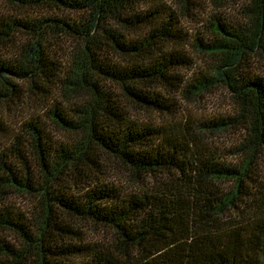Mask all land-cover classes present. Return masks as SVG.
Instances as JSON below:
<instances>
[{
	"label": "trees",
	"instance_id": "16d2710c",
	"mask_svg": "<svg viewBox=\"0 0 264 264\" xmlns=\"http://www.w3.org/2000/svg\"><path fill=\"white\" fill-rule=\"evenodd\" d=\"M2 2L0 52L13 53L0 59V264H264V0H216L236 12L209 16L194 42L181 26L195 0ZM47 33L75 40L63 64ZM187 47L207 62L194 78ZM215 86L230 116H179L177 96ZM28 94L67 139L37 116L7 130ZM225 130L226 149L203 138ZM81 223L111 237L89 243Z\"/></svg>",
	"mask_w": 264,
	"mask_h": 264
},
{
	"label": "rangeland",
	"instance_id": "374dc122",
	"mask_svg": "<svg viewBox=\"0 0 264 264\" xmlns=\"http://www.w3.org/2000/svg\"><path fill=\"white\" fill-rule=\"evenodd\" d=\"M197 11L194 16L191 18L183 19L182 20V30L186 32L188 35V42H194V38L196 37H204L205 34V26L207 23V19L209 16L213 14L219 13V10H222V13L226 12L229 16L234 15L236 11L235 7H231L227 10V6L225 8V4H221L220 6H224L223 8L219 7V5H216V0H195ZM227 4V2H226ZM5 6L2 0H0V12H4ZM176 8H179V4L176 3ZM49 15L51 17H54V14L51 13H41L40 10L37 9H26L21 14L23 15L20 17H29L31 19L34 18H40V15ZM73 14H66V16L69 17H75L72 16ZM57 18H60L57 16ZM20 35V34H19ZM21 38H25V33H21ZM43 42H46L48 45H55L58 47V52L60 55L56 56V60L60 61L61 64L65 62V56L68 50L70 49L71 45H73L72 42L75 40L73 38H69L62 35H49L48 33L43 36L42 38ZM19 42V41H18ZM56 50V48H55ZM187 51L191 54H193L192 58L195 59L194 61V68L193 72H188V75L191 74V77L194 78L197 74L196 72L204 71L205 67L207 66V62L202 63L197 59V55H194V50L192 47H187ZM8 53H13V50H7L5 52H0V59L5 60L6 55ZM204 67V68H203ZM190 77V76H189ZM188 77V78H189ZM20 85L22 89L25 90V86L23 83L16 82ZM184 96V95H183ZM183 96H177V103L179 106V116L187 115L194 124L201 122L203 120H212L220 118H226L227 116H230L232 111H230L229 108V102L230 97L228 93L226 92L225 88L221 86H215L210 90L209 93L204 94L201 98H195V100L184 99ZM35 101V102H34ZM50 101H48L49 103ZM46 101H36L35 99L32 100V96L28 94L23 103L15 105L12 107V111L10 113H7L4 115L5 118L3 121H6V127L9 131L11 128H16L19 126L22 122L24 123L27 121L30 117L37 116L40 118L41 121H43L49 137L56 141L57 143L60 141H64L67 139L68 135L62 133L59 129H57L51 121L48 119V114H46L44 110ZM42 109V110H41ZM2 112V111H1ZM134 115V119L138 120L139 122H146L149 121H169L168 118L160 116V115H153V114H144L142 112H132ZM231 130H225V131H219L216 133H213V135H209L208 133L203 134V138L207 144L210 140H212L213 145L220 146L222 148H228L230 144H234L235 142L233 139V133L230 132ZM0 143H3L2 140ZM113 166V173H111V181H115L117 183L121 182L124 185H126L123 180H127V176L120 170L116 165ZM259 175L261 181L264 183V165H260L258 167ZM17 205L27 210L29 202L22 200L21 198H16L13 200ZM79 228L84 233V237L87 239L89 243H98L100 241H104L107 238L109 239L110 233L107 230L105 232L102 228L96 227L92 224H84L81 223L78 225Z\"/></svg>",
	"mask_w": 264,
	"mask_h": 264
}]
</instances>
